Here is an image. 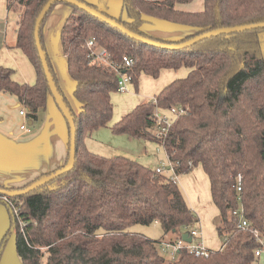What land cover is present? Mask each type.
<instances>
[{"label":"trees","instance_id":"obj_1","mask_svg":"<svg viewBox=\"0 0 264 264\" xmlns=\"http://www.w3.org/2000/svg\"><path fill=\"white\" fill-rule=\"evenodd\" d=\"M47 1L7 0L9 11L17 4L15 47L33 66L35 82L19 84L12 79L11 69L0 66V92L17 98L34 127L42 122L51 96L34 39L35 20ZM119 1L127 20L107 11L108 17L140 36L166 44L216 29L264 22V0H203L199 12L176 9L177 4L193 0ZM58 4L71 9L58 38L67 74L75 84L72 95L79 106L77 113L62 95L43 46L42 28ZM143 15L191 27L195 33L177 42L148 36L140 30ZM39 38L53 80L73 117L75 164L68 173L26 195L0 197V203L11 212V232L21 264H165L158 252L159 240L128 230L156 223L164 235L173 233L178 241L197 224L170 175L156 174L151 167L124 156L105 158L86 150L85 136L107 126L116 134L160 144L174 164L176 176L201 166L208 177L211 199L219 213L216 230L222 247L208 250L206 257L181 248L169 264H252L264 238V28L168 50L130 39L72 5L56 3L41 24ZM89 40L108 53L111 65L87 58ZM124 56L132 63L122 66L120 73L134 88L141 74L156 79L163 69L183 67L189 72L109 125L113 114L110 95L117 92L119 79L112 65L120 67ZM172 107H180L184 113L173 119L163 141L156 140L152 135L155 113ZM66 125L64 165L70 141ZM238 209L248 224L245 229L237 227L232 215Z\"/></svg>","mask_w":264,"mask_h":264},{"label":"crops","instance_id":"obj_2","mask_svg":"<svg viewBox=\"0 0 264 264\" xmlns=\"http://www.w3.org/2000/svg\"><path fill=\"white\" fill-rule=\"evenodd\" d=\"M85 1L97 5L98 0ZM200 1L203 9V0ZM176 9L186 12H199L202 10H191L182 6V4H177ZM53 10L48 19L52 17L54 21L57 20L56 25L54 27L52 23L48 24L47 21L42 35L44 39L43 46L55 78L57 72L56 57L61 53L62 59L65 61L64 72L62 71V73L64 78L71 80L67 74L66 58L62 53L58 38L60 29L71 13V9L64 4H58ZM9 14L7 0H0V66L13 71L12 79L15 82L32 85L36 80L35 71L26 66L24 67L26 70H23V72L21 70L20 64L23 61L18 52L19 49L15 47L18 21L11 28ZM108 14L114 18L121 17L127 20L122 3L119 0H109ZM57 22L59 26H57ZM140 30L148 36L170 42L180 41L195 33V30L191 27L173 24L146 15L142 16ZM8 32L10 33L9 45L6 44ZM52 35L57 36L56 52L52 51ZM179 71L163 69L156 79L142 74L138 86L134 90L131 88L133 85L128 84L127 91L122 98L119 119L139 104L154 99L169 84L186 77L189 72L188 70L182 74L178 73ZM58 83L61 85L60 78ZM74 86L73 82L71 94ZM73 104L75 105L71 109L77 113L79 106L75 100ZM21 110L24 109L15 96L0 92V186L8 189L22 188L38 177L61 168L67 156L68 130L66 121L52 97L47 98L46 109L39 126L34 127L31 125L25 116L19 114ZM21 125H25L28 132L20 129ZM150 167L154 169L152 166ZM176 182L182 190L190 209L198 219L197 224L191 228L200 232L198 242H201L204 248L208 250H220L222 240L218 236L216 226H212L214 218L219 213L212 202L209 180L202 167L198 166L189 174L178 176ZM184 233H188V230Z\"/></svg>","mask_w":264,"mask_h":264},{"label":"rangeland","instance_id":"obj_3","mask_svg":"<svg viewBox=\"0 0 264 264\" xmlns=\"http://www.w3.org/2000/svg\"><path fill=\"white\" fill-rule=\"evenodd\" d=\"M15 0H12V2ZM111 4V3H110ZM17 4L12 5L10 9L9 14V22L11 25V28L14 27L15 22L19 21V13H18V7ZM182 6H185L186 8H189L191 10H201L202 9V2L200 0H193L187 4H182ZM57 7V5H56ZM54 11V10H52ZM53 15V14H52ZM48 19V18H47ZM46 19L44 26L47 24L52 23L55 27L56 21H54V18ZM42 28V35H43V29ZM57 26H59V23L57 22ZM9 33V32H8ZM9 35L7 36L6 44L9 45ZM56 38L57 36L52 35V47L53 50L56 52ZM42 40L43 37H42ZM14 47V45H13ZM60 49V48H59ZM18 52L21 55V59L23 63L20 64L21 70L23 72L24 67H29L32 71L34 70L31 63L28 61V59L23 55L22 52L18 50ZM56 80L57 84L59 86V89L62 93V95L66 98V101L68 105L73 107L74 98L71 94L72 88H73V82L71 80H68L67 78H64V75L62 71L64 72L65 67V61L62 59V54L59 53L56 57ZM25 63V65H24ZM18 64V63H17ZM11 68V67H10ZM180 71L178 73H185L188 69L186 68H180ZM142 75V74H141ZM62 77V78H61ZM60 78L61 85L58 83V79ZM140 78V77H139ZM62 79V80H61ZM154 79V78H153ZM61 86V87H60ZM132 90H134V87L131 86ZM139 88V87H138ZM125 93H119L115 92L110 95L111 105L113 108V114L112 119L110 121L111 125L114 123V121L118 120L121 116V104L123 101V96ZM163 113L168 114L166 110L162 111ZM83 144L87 151L94 153L98 156L105 157V158H111L114 156H124L127 158H130L138 163H140L143 166L153 168L166 166L168 164V159L164 153L163 148L160 144L157 142L152 141H145L142 139H137L130 137L126 134H116L112 131L110 126L107 127H100L91 132V134H88L85 136L83 140ZM11 212L9 208L0 203V264H21L20 259L18 258L16 254L15 249V234L11 232ZM219 222L218 216H216L212 222V226H217ZM129 232L138 234L141 236H144L146 238H149L151 240L160 241L158 244V252L159 254L164 258L165 264H169V262L172 260V251L168 248H166V244L168 242L175 243L177 241V235L173 233H169L167 235H164L161 227L156 224H150V225H136L131 227ZM199 240V239H194ZM261 244L263 245V248L261 249V255L260 257L255 258V261L252 264H264V238L262 239Z\"/></svg>","mask_w":264,"mask_h":264},{"label":"water","instance_id":"obj_4","mask_svg":"<svg viewBox=\"0 0 264 264\" xmlns=\"http://www.w3.org/2000/svg\"><path fill=\"white\" fill-rule=\"evenodd\" d=\"M56 3H67L69 5H72L85 13L91 15L92 17L98 19L99 21L117 29L121 33L125 34L130 39L136 40L138 42L157 47L162 49H168V50H181L188 47H191L195 45L198 42H201L205 39L220 36L223 34H230L235 32H243L253 29H261L264 28V22L257 23V24H250V25H242V26H236V27H226L222 29H216L209 32H205L199 35H196L184 42L180 43H173V44H166V43H160L158 41L151 40L149 38L140 36L128 29H126L123 25L116 22L115 19H112L111 17H108L106 15L108 11V3L109 0H98L97 1V7L98 9H95L91 6H88L87 4L80 2L78 0H48L45 5L42 7L40 13L38 14L36 20H35V26H34V39H35V46L37 48L38 56L42 65L43 73L47 81V85L49 87L50 95L52 99L54 100L55 105L57 106L58 110L60 111L61 115L67 122L69 126V151H68V160L67 163L57 171L50 173L49 175H45L34 182L30 183L28 186L21 188V189H0V197L2 198H14L22 195H26L39 187L48 184L49 182L55 180L57 177H60L69 171H71L75 164V125L73 121V117L71 115V112L69 108L66 106L60 92L58 91V88L53 80V77L50 73L48 62L46 60L45 52L42 49L41 41L39 38V30L41 27V24L46 17L49 10L54 6ZM181 240L185 243H190L191 238L188 235V233H183L181 235Z\"/></svg>","mask_w":264,"mask_h":264},{"label":"built area","instance_id":"obj_5","mask_svg":"<svg viewBox=\"0 0 264 264\" xmlns=\"http://www.w3.org/2000/svg\"><path fill=\"white\" fill-rule=\"evenodd\" d=\"M86 47L89 50V54L87 56L88 59L94 58L102 63L111 65L109 62L108 58L109 55L104 49H98L96 43H94L93 40H89L86 43ZM131 60L127 57L124 56L122 58V64L120 67L118 66H113L112 68L114 71L118 74L119 79L117 82V89L116 91L119 93H125L127 91V85L130 84V79L124 74L120 73L121 68L124 67H129L131 65ZM163 110H157L155 113V126L152 130V135L156 140L163 141L165 137L169 133V129L172 125L173 119L179 115H182L184 111L180 107H172L170 109H167V113L162 112ZM20 115L25 116L24 110H21L19 112ZM20 129L24 130L25 132H28V129L25 127V125H21ZM156 174H168L172 177V179L176 180L178 176L175 175V167L172 162L168 160V164L166 166L162 167H157L153 169ZM237 190H240L238 187ZM232 215L237 218V227L240 229H245L247 228L248 224L246 220L243 217V211L241 209H238L236 211L232 212ZM188 235L191 238L190 243H185L181 239L178 240L175 243L168 242L166 244V248L170 249L172 251V260L176 257V253L178 252L179 249L185 248L190 254H193L195 256H207L208 254V249L204 248V246L201 244V242H198L197 240L194 241V239H198L200 236V232L196 229H189L188 230ZM261 253V250H257L255 252V256L259 257Z\"/></svg>","mask_w":264,"mask_h":264}]
</instances>
